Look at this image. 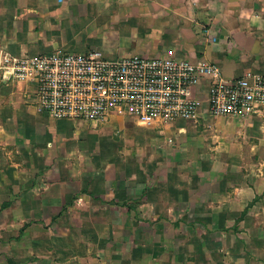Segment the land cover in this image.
Instances as JSON below:
<instances>
[{"label": "crops", "instance_id": "0c3cea01", "mask_svg": "<svg viewBox=\"0 0 264 264\" xmlns=\"http://www.w3.org/2000/svg\"><path fill=\"white\" fill-rule=\"evenodd\" d=\"M118 26L119 56L204 59L226 78L264 75V0H0V55L77 47L82 50L75 53H86L96 48L83 45L85 34L110 30L111 37ZM207 88L202 82L194 91L195 120L146 126L132 118L169 158L164 167L139 170L140 182L131 173L115 177L113 202L96 219L130 223L123 231L132 248L63 249V233L40 247L33 235L30 244L17 231L3 237L0 264H6L4 254L26 264H39L37 256L47 264H133L143 256L146 264L147 255L163 249H172L180 264L197 251L194 264H264V115L212 116ZM44 115L33 83L0 78V228L10 212L11 221L28 220L26 237L35 229L32 221L45 218L39 212L48 203L34 191L63 189V167L48 161L56 157L52 141L64 122L76 123ZM39 126L45 127L40 136ZM127 178L137 187L129 188ZM79 190L96 196L86 183ZM92 236L103 234L94 229Z\"/></svg>", "mask_w": 264, "mask_h": 264}, {"label": "built area", "instance_id": "2783aa9c", "mask_svg": "<svg viewBox=\"0 0 264 264\" xmlns=\"http://www.w3.org/2000/svg\"><path fill=\"white\" fill-rule=\"evenodd\" d=\"M29 81L41 111L53 119L96 127L113 116L141 125L195 120V89L206 82L212 116L264 115V75L246 71L226 78L210 61L86 53L54 49L34 54L0 55V78ZM171 142V139L168 140Z\"/></svg>", "mask_w": 264, "mask_h": 264}, {"label": "rangeland", "instance_id": "374dc122", "mask_svg": "<svg viewBox=\"0 0 264 264\" xmlns=\"http://www.w3.org/2000/svg\"><path fill=\"white\" fill-rule=\"evenodd\" d=\"M118 28L119 26L111 37L107 36V34L111 33L110 30L96 31L89 37L85 34L83 45L88 43V45L94 46L93 48L103 51L107 57H119L124 46H117V34L122 32L121 28ZM103 38L112 39V41L101 44ZM81 48L77 47L75 52L81 51ZM44 117L48 116L44 115ZM44 130V126H39L36 134L38 136L43 135ZM58 130L56 133L59 135V140L57 135L55 136L56 139L54 138L52 141V148L57 150L52 155L54 154L56 157L48 158V161L50 164L63 167V189H40L34 191L37 198L44 199L48 203L40 207L39 215H45L44 219L32 218L34 219L32 226L35 229L30 232V236H24V233L28 234L27 231L24 232V227L28 224V220L24 219V222H14L11 221L10 212L5 214L3 216L5 223L3 228H0L5 231V233L0 234V247L3 243L5 244L4 246H7V240L3 239V237H11L12 233H17L18 231L19 238L22 237L23 240H28L30 244L34 242L32 240L33 235L37 240L36 245L40 247L49 239L59 237V234L63 233V249H100L103 247L111 249L116 247L115 249H125L127 251L132 248L134 241L124 238L127 231L124 232L123 229L127 226L131 227V224L123 223L122 221L106 224L101 220H96L103 217V212H101L103 211V206L113 202L114 187H112V182L115 177H125V173H131L140 182V179H138L139 175H137L139 170H146V168L153 166L164 167L168 163L169 158H164L165 152L162 154L163 150L158 147L159 143L153 144L146 138L152 132L149 130L142 131L137 128L130 117L113 116L96 127L81 123L71 124L64 122ZM46 137H48L47 134ZM160 155L161 157H159ZM123 182L129 188L137 187L134 184L136 183L134 179L129 180L127 178ZM83 183H86L87 189L93 190V192H90L96 196L92 198L87 193L89 190H85L83 192L86 193L82 195L83 200L80 199L78 201L76 194L80 195L83 193L79 190ZM93 184L98 185L101 189ZM89 215L95 219L92 221L88 220ZM107 227L110 232L109 238H107ZM94 229L99 234H103V236L100 238L99 236H92ZM77 235L82 238V240H79L80 242L76 237ZM115 241L118 243L114 245ZM4 256L6 264H26L23 261L16 263L6 254ZM173 256L172 249H163L154 258L150 257V254L147 255L146 264H180L178 260L177 262L175 261ZM192 257L193 260H198V251ZM142 258L143 256L137 262H133V264H143L141 263ZM36 259L39 260V264H47L44 262L43 257L37 256ZM193 260L187 261L185 264H194ZM199 264H204V260Z\"/></svg>", "mask_w": 264, "mask_h": 264}]
</instances>
